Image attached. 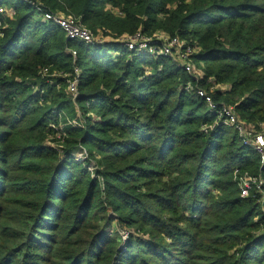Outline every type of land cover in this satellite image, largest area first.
Instances as JSON below:
<instances>
[{"label": "trees", "instance_id": "1", "mask_svg": "<svg viewBox=\"0 0 264 264\" xmlns=\"http://www.w3.org/2000/svg\"><path fill=\"white\" fill-rule=\"evenodd\" d=\"M32 1L96 35L186 39L204 78L165 56L69 39L28 1L0 0V264H264V198L240 192L246 173L264 192V164L186 90L226 85L214 102L262 130L264 0ZM45 68H78V97ZM76 105L82 125L60 126Z\"/></svg>", "mask_w": 264, "mask_h": 264}, {"label": "built area", "instance_id": "2", "mask_svg": "<svg viewBox=\"0 0 264 264\" xmlns=\"http://www.w3.org/2000/svg\"><path fill=\"white\" fill-rule=\"evenodd\" d=\"M35 9L42 13L47 21L56 23L66 34L69 39L77 40L85 45L100 46L107 43H118L122 45L127 51L135 53L136 55L147 54L153 57L165 56L168 57L172 64L181 68L186 74L190 75L194 81L204 78V72L198 67V63L194 60V56L199 53L200 48L191 45L186 39L178 36L171 37L164 32H156L151 36H146L141 32L133 35H122L117 39L105 40L96 35L92 30L82 24L81 20L74 15L62 13L45 12L43 7L37 2L26 0ZM6 8H0V13H5ZM74 57L77 56V51L70 50ZM47 73L51 77L61 76L67 81V92L73 99L79 95L78 85L80 78V70L74 69L73 74H50L48 68L42 71V76L47 77ZM48 76V77H49ZM189 93H195L202 98L210 111L216 115V124H223L233 128L239 135L243 144L252 148L261 158L262 165L264 164V124L262 130L258 131L255 127L248 125L238 116L236 109L233 106L218 105L214 102L210 92H207L198 85L189 83L186 87ZM215 124L206 127V129H213ZM263 180L261 178L253 177L245 174L241 177L240 192L242 197H248L255 187L261 190Z\"/></svg>", "mask_w": 264, "mask_h": 264}, {"label": "rangeland", "instance_id": "3", "mask_svg": "<svg viewBox=\"0 0 264 264\" xmlns=\"http://www.w3.org/2000/svg\"><path fill=\"white\" fill-rule=\"evenodd\" d=\"M97 35L100 36V38L105 39V40H111V39H113V36L112 35L104 32V31H100ZM198 67H200V69L204 72L205 66L202 63L201 64H198ZM46 76L48 77L49 76V73H47ZM57 77H61V76H57ZM57 77H55V78H57ZM48 78H51V76H49ZM225 88H226V85L225 86H222V87H217V86H213V85H208L207 87H203V89L206 90L207 92L210 89V93L215 92L217 89L225 90ZM62 116L64 117V119H62V123L60 124V126H63L64 120H66L67 122L68 121L69 122H72L76 126L82 125L83 120H84L83 112L80 110V108L78 107V105H76V110L75 111L70 110V113L68 111H65L64 113H62ZM89 117H92V119H94V120L99 119L96 113L89 114ZM263 128H264V126H263ZM51 139H52V136L49 137V140H48L47 143L49 145H51V146H56L57 144L51 142L50 141ZM75 156H76V158L78 160L84 161L87 158V152L85 150H81L79 152H76ZM94 164L95 163H93L90 166V170H94V167H93ZM246 174H248V173H246ZM260 191L262 192V195H263V198H264V192H263L262 188H261ZM114 229H116V231L118 232V234H120V236L123 238V242L125 243L127 241L128 237H129L130 231L127 228H125V226L122 227L120 224H117L116 222H114Z\"/></svg>", "mask_w": 264, "mask_h": 264}]
</instances>
